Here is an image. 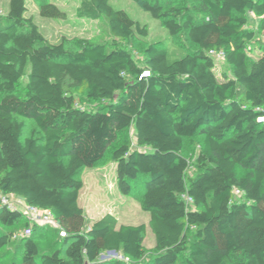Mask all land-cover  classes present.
<instances>
[{"label":"trees","instance_id":"trees-1","mask_svg":"<svg viewBox=\"0 0 264 264\" xmlns=\"http://www.w3.org/2000/svg\"><path fill=\"white\" fill-rule=\"evenodd\" d=\"M133 1L169 35L162 47L148 46L143 66L127 44L147 38L148 25L111 0H81L77 14L106 17L115 42L82 39L78 49L66 38L51 42L27 15V0H10L0 13V194L51 209L66 232L42 251L33 238L38 224L28 222L33 233L12 264H264V52L249 56L264 43L248 27L252 12L264 30V0H199L200 17L160 0ZM37 3L44 17L65 16L53 1ZM182 31L196 49L174 57L170 40ZM212 52L224 53L231 75L217 74ZM80 93L108 102L80 108ZM25 118L37 129L26 134ZM132 127L138 148L126 139L110 159L122 194L142 187L155 238L148 258L146 223L119 224L106 213L89 224L79 203L80 171L96 166ZM199 136L198 174L189 176L182 152L186 139ZM24 218L21 209L0 206V249ZM113 250L125 259L101 260Z\"/></svg>","mask_w":264,"mask_h":264},{"label":"rangeland","instance_id":"rangeland-1","mask_svg":"<svg viewBox=\"0 0 264 264\" xmlns=\"http://www.w3.org/2000/svg\"><path fill=\"white\" fill-rule=\"evenodd\" d=\"M10 0H0V13L6 14L9 8ZM56 3L62 10L65 11L63 18H49L40 14L37 0H27L28 16H33L36 24L39 26L41 32L53 43H59L63 38H66L67 44L71 49H78V41L87 39L92 42L106 43L112 45L115 42V37L111 32L109 22L106 17H101L97 20L83 18L78 16L77 8L81 0H50ZM165 9L171 7L183 8L187 7L190 12L200 17L203 14L199 12V0H160ZM112 4L117 7L125 9L135 20H139L143 24H147L149 28V36L147 38L135 37L127 44V48L131 51L136 63L143 66L146 62V49L152 43H158L163 46L169 39L167 29L161 19L154 18L144 7L143 2L133 0H111ZM248 27L256 32L258 39L264 43V30L260 29V18L254 13H249ZM170 52L174 57L181 56L186 52L195 50V46L188 38L186 31H182L174 38H171ZM258 44V43H257ZM123 45V44H122ZM264 52L263 48L254 45L249 51L251 59L258 58ZM216 64V72L221 77L223 75H231L230 65L224 57L214 55ZM29 68H27V74ZM27 75H25L18 85V93L20 96L25 94V87L27 84ZM240 96V94H239ZM108 101H95L87 97L86 93L77 95V105L80 108L96 109L103 107ZM25 133H30L37 126L33 119L25 118ZM130 139L133 148H138L137 136L135 128L132 127L129 131L120 134L117 142H115L105 157L94 167L84 168L79 173V178L83 181V187L80 190L79 203L84 208L87 221L89 224L98 220L106 213L114 214L119 221V224H140L146 223L148 225L147 237L145 245L149 252L147 258L152 256V248L155 244L154 234L149 227V212L143 208L141 198L142 187L133 195L122 194L118 187L116 164L111 161L110 157L112 151L123 141ZM202 136L197 137L194 142L190 139L185 140V147L182 154L188 159L190 167L188 170L189 176H196L198 168L196 159L201 149ZM240 173H244L239 169ZM238 200H244L242 194H236ZM11 202L20 208L26 214V206L20 202L16 197L11 196ZM189 207L193 208L192 203ZM27 218L15 226V236L11 243L0 249V264H12L15 257L21 251V243L27 237L26 229L29 224L33 223L28 214ZM36 227L33 238L39 244L42 251H51L52 246L59 244L60 234L55 228L50 226ZM122 255L113 252H104L101 255V260H108L111 258H123ZM126 261H129L128 259ZM131 264H140L139 262L130 261Z\"/></svg>","mask_w":264,"mask_h":264},{"label":"built area","instance_id":"built-area-1","mask_svg":"<svg viewBox=\"0 0 264 264\" xmlns=\"http://www.w3.org/2000/svg\"><path fill=\"white\" fill-rule=\"evenodd\" d=\"M212 54L216 55V56H219V57H223L224 56L223 52H218V53L212 52ZM144 74L145 75L149 74V71H145ZM259 120L262 123H264V116L260 117ZM236 194H241L240 190H235V195ZM183 198L187 201V203H192L193 202V199L191 197H189L188 195L184 194ZM10 199H11V196L1 195L0 194V206L7 205L11 209H17L18 207L15 206L11 202L12 200H10ZM25 206L27 208V210L25 212H26V214H28L29 219L33 223H37L39 225H44V226H50L52 228L58 229L59 230V234H60L61 237H65L66 236V232L63 229H61L60 223L56 219L55 214H54V212L51 209H40V208L35 207V206H27V205H25ZM26 233H27V237L31 236L32 233H33L32 227H28L26 229ZM108 252L111 253L112 251H108ZM121 257H123V256H121ZM121 259H125V258L123 257ZM127 259L128 258H126V260Z\"/></svg>","mask_w":264,"mask_h":264},{"label":"crops","instance_id":"crops-1","mask_svg":"<svg viewBox=\"0 0 264 264\" xmlns=\"http://www.w3.org/2000/svg\"><path fill=\"white\" fill-rule=\"evenodd\" d=\"M12 197H16L20 202H23L24 204H25V202H24V200L22 199V198H20V197H17V196H15V195H11Z\"/></svg>","mask_w":264,"mask_h":264},{"label":"water","instance_id":"water-1","mask_svg":"<svg viewBox=\"0 0 264 264\" xmlns=\"http://www.w3.org/2000/svg\"><path fill=\"white\" fill-rule=\"evenodd\" d=\"M112 252H113V253H116V251H114V250H113Z\"/></svg>","mask_w":264,"mask_h":264}]
</instances>
